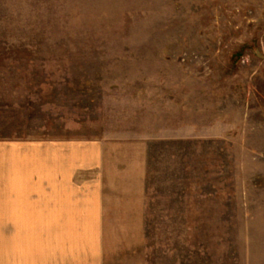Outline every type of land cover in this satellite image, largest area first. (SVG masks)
Masks as SVG:
<instances>
[{
  "label": "rangeland",
  "instance_id": "obj_1",
  "mask_svg": "<svg viewBox=\"0 0 264 264\" xmlns=\"http://www.w3.org/2000/svg\"><path fill=\"white\" fill-rule=\"evenodd\" d=\"M69 140L79 220L141 222L79 264H264V0H0V142Z\"/></svg>",
  "mask_w": 264,
  "mask_h": 264
},
{
  "label": "crops",
  "instance_id": "obj_2",
  "mask_svg": "<svg viewBox=\"0 0 264 264\" xmlns=\"http://www.w3.org/2000/svg\"><path fill=\"white\" fill-rule=\"evenodd\" d=\"M86 149L87 153L94 151L93 146H86ZM101 151L98 150L97 159L94 155L86 157L88 170H109L106 163L103 168L106 154ZM122 173L121 177H125V171ZM134 174L137 175L133 181H138V192L130 193L135 197L128 202L137 204L142 201L137 196L142 197L145 174L143 177L141 167ZM88 195V209L94 211L93 189H89ZM77 204L76 141L0 142V253L3 250L14 252V259L21 258L27 264L30 258L32 264H79L80 249L86 256L94 250L93 239H88L92 235L88 234L86 244L79 248V226H141V222L135 223L133 219L125 223L108 218L79 220ZM10 227L16 230H2Z\"/></svg>",
  "mask_w": 264,
  "mask_h": 264
}]
</instances>
